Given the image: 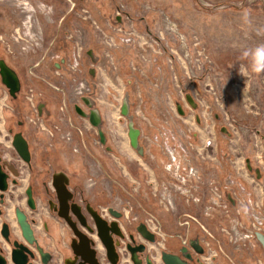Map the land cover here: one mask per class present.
Listing matches in <instances>:
<instances>
[{"label":"rangeland","instance_id":"obj_1","mask_svg":"<svg viewBox=\"0 0 264 264\" xmlns=\"http://www.w3.org/2000/svg\"><path fill=\"white\" fill-rule=\"evenodd\" d=\"M1 20L13 25L0 30V56L43 57L44 76L58 78L64 100L55 106L27 81L28 108L18 112L4 90L0 153L13 158L6 116L17 113L50 146L83 160L85 197L99 196L103 215L113 209L126 227L156 230L155 243L137 228L134 235L155 257L196 240L207 264H264V246L251 236L254 214L264 221V73L251 70L264 45V0H0ZM97 106L106 142L89 121Z\"/></svg>","mask_w":264,"mask_h":264},{"label":"crops","instance_id":"obj_2","mask_svg":"<svg viewBox=\"0 0 264 264\" xmlns=\"http://www.w3.org/2000/svg\"><path fill=\"white\" fill-rule=\"evenodd\" d=\"M11 22L12 21L10 20L8 22L1 20L0 30L10 29L13 25ZM0 58L5 57L1 55ZM9 64L17 71L20 83L24 88V83H27L28 81L31 83L30 85L34 84L35 86H39V88L44 90L46 89V100L50 103L55 104L56 106L57 102H63L64 95L60 87L61 83L58 82V78L54 75L50 76L49 80L44 76L48 73L43 72L44 70L46 71L47 67L43 65L42 58L37 60L35 59L33 62L32 58L29 60L19 58V60ZM4 90L6 91L7 89L3 85V79L0 75V97L3 95ZM21 93L22 92H19L15 96L10 95L9 98L10 102L14 105L15 110L18 112L24 111L28 108V105ZM41 103L45 106L48 105L46 101ZM56 110V107H52L50 111L51 113H54ZM92 111L96 114V118L95 120L89 121L94 126L93 128L100 133L102 140H105L104 142H106L107 137L105 136L102 108L97 106L92 109ZM6 117V119L10 121V123H8L9 131L14 139L19 137L23 138L27 142L30 150L31 162L29 163L28 180L18 186L12 184L10 190L6 193V203L3 206V214L0 215V240L3 241L1 235L2 226L4 222H8L11 224L12 235L19 238L20 241L27 243L23 236L16 214L17 210H23L27 213L29 221L34 220L32 227L34 228L35 238L37 241L36 245L31 246L36 252L34 264H64L65 259L72 257L69 244L75 235L67 222L55 212L51 205L48 204V200L50 198L56 197L55 189L49 183L52 175L56 172H63L68 176L69 186L74 193V201L79 202L81 205L90 203L94 209L100 211L99 203L101 202V198L96 196L97 199L91 200L85 197L84 177L86 175V168L82 166L84 163L83 160L78 158L77 161L79 163L77 164L74 159L69 158L72 157V155L68 152L67 148L58 142H56L54 146H50L44 135L41 132H33L19 117V114L9 112ZM0 125L1 128H3L1 123ZM79 126L80 125L75 126L76 130H78V135L80 136V134L85 133L86 137V132L88 131L82 128V133ZM86 139L90 141L88 135ZM79 142L81 145H85L86 141L83 136H81ZM141 147L143 149V146ZM153 149L156 151L154 156L160 158L162 155H160L161 152L159 148L154 146ZM2 150L4 151V149ZM14 151L13 154L15 153ZM4 155V153H0V156ZM103 158L105 159L106 157L104 156ZM30 189L32 190L35 209L30 208L27 203V192ZM122 217L123 218L120 219V221L122 220L123 222L124 216ZM107 218L112 221L115 220V218L112 219L108 216ZM124 224H122V230L125 234L136 235L135 228H137V226L126 227ZM47 255H49V258L48 262L45 263L43 259ZM139 256L141 257V253ZM127 260L128 261H123V264H134V262L129 260V258H127ZM105 262L107 263V259Z\"/></svg>","mask_w":264,"mask_h":264},{"label":"water","instance_id":"obj_3","mask_svg":"<svg viewBox=\"0 0 264 264\" xmlns=\"http://www.w3.org/2000/svg\"><path fill=\"white\" fill-rule=\"evenodd\" d=\"M0 66L4 83L10 88L11 94L14 95L15 92L19 90V77L3 61L0 62ZM75 108L78 113L84 116L87 115L81 107L76 106ZM95 117V113L92 112V120H94ZM138 133L139 131L137 129H134L131 132V139L134 146L137 144ZM13 145L19 155L24 160L29 161L30 152L27 142L23 138L18 137L14 140ZM11 174L18 176V171L15 166L9 164L7 161H0V204H3L5 201V192L9 190L8 180L11 177ZM68 181V176L64 173L56 175L53 181V186L59 203L57 208L58 215L67 222L76 237L71 241V252L73 257L66 259L65 264H102L98 256V250L95 248V241L84 229H87L90 233L97 234L105 247L106 258L110 264H119L117 246L119 245L120 240H123L126 237V234L123 232L120 222L118 221L122 216L121 212L111 209L110 212L116 220L110 221L108 218H104L97 210L88 206V212L93 218L95 224V227H91L88 224V216L83 211L82 206L77 202L70 201L73 197V193L68 187ZM28 196L29 206L32 209H35L31 190L28 191ZM17 220L27 243H20L19 240L11 243L9 224H3L1 232L4 241H0V264H8L7 258L2 253L3 250H12V261L14 264H33V262H29V258H35L36 256V252L31 247L37 244L34 228L27 220V214L21 210H17ZM137 229L145 239L155 242V235L147 229L144 223L139 224ZM131 238L134 239L133 235H131ZM10 246L12 248H10ZM127 248L131 253V259L134 264H143V259L139 257V252H145V250H147L146 245L144 243L136 245L129 243ZM197 250L201 252L199 248H197ZM48 258L49 255H47L43 261L47 263ZM162 260L164 264H187L179 255L167 251L162 252ZM146 264H155V262L151 257L147 256Z\"/></svg>","mask_w":264,"mask_h":264},{"label":"flooded vegetation","instance_id":"obj_4","mask_svg":"<svg viewBox=\"0 0 264 264\" xmlns=\"http://www.w3.org/2000/svg\"><path fill=\"white\" fill-rule=\"evenodd\" d=\"M18 30H20V29H18ZM2 40V39H1ZM3 41H5V40H3ZM30 42V41H29ZM9 46H10V42H9ZM31 46L32 45H30V44H28L27 45V49H31ZM47 54V53H46ZM61 57L59 56V58H55L56 60H59ZM42 60H43V62L45 61L44 59H43V57H42ZM63 60L64 59H62L61 60V62H59V65L57 66V68H59V69H61L62 68V62H63ZM1 61H3L10 69H12L17 75H18V73H17V71L16 70H14L11 66H10V64L9 63H12V62H10V61H8V60H5V58H0V62ZM0 75H1V77H2V79H3V85L6 87V91L7 92H9V94L10 95H12V96H15V95H17L19 92H21L22 91V89H23V86L21 85V83H20V86H19V90L17 91V92H15V94L13 95V94H11V90H10V88L4 83V78H3V76H2V73H1V66H0ZM19 77V76H18ZM20 81V80H19ZM61 87V86H60ZM61 89H63V87L61 88ZM0 129H2L1 128V125H0ZM10 132V131H9ZM1 140V139H0ZM10 142H11V144H12V146L14 147V145H13V142H14V137L11 135V138L10 139H8ZM1 143V142H0ZM29 149V148H28ZM14 154H13V158H7L6 156H0V161H7L9 164H13L14 166H15V168L17 169V171H18V176H14L13 174H11V177L9 178V180H8V182H9V190H10V187H11V185L13 184V185H15V186H18V185H21L22 184V181L25 179V176H24V170H26V169H28V172H29V163L31 162V155H30V159H29V161H26V160H24L20 155H19V153L16 151V149H15V147H14ZM29 152H30V150H29ZM26 167H28V168H26ZM26 168V169H25ZM60 173H63V172H56V173H54L53 175H52V177H51V181L49 182L50 183V185H52L53 186V181H54V177L56 176V175H58V174H60ZM29 174V173H28ZM28 180V179H27ZM68 180H69V178H68ZM15 181V182H14ZM54 187V186H53ZM68 187H69V189L71 190V188H70V186H69V181H68ZM55 189V188H54ZM8 190V191H9ZM31 190V189H30ZM7 191V192H8ZM72 191V190H71ZM7 192H5V201L3 202V204H0V209H1V213H0V215H2L3 214V206H4V204L6 203V198H7ZM31 192H32V190H31ZM56 192V191H55ZM72 193H73V191H72ZM71 202H76V201H74V193H73V197H72V199L70 200ZM27 203H28V205H29V196H28V192H27ZM77 203H79V202H77ZM48 204L49 205H51L52 207H53V209L55 210V212L56 213H58V206H59V203H58V200H57V195H56V197H54V198H50L49 200H48ZM80 204V203H79ZM81 205V204H80ZM82 206V208H83V211L86 213V215L88 216V224L91 226V227H95V224H94V221H93V218L91 217V215L89 214V212H88V209H87V207L88 206H90L91 208H93L92 206H91V204L90 203H88V204H85V205H81ZM30 207V206H29ZM31 208V207H30ZM94 209V208H93ZM20 210V209H19ZM94 210H96V209H94ZM21 211H23V210H21ZM98 211V210H97ZM24 212V211H23ZM104 218H107L105 215H103L100 211H98ZM26 213V212H25ZM16 214H17V212H16ZM27 214V213H26ZM123 216V215H122ZM115 218V217H114ZM73 219L75 220V218L73 217ZM122 219V218H121ZM27 220H28V215H27ZM116 220V219H115ZM203 221H204V216H203V219H202ZM29 221V220H28ZM34 220H31V221H29L31 224H33L34 222H33ZM110 221H112L111 219H110ZM119 222H120V225H121V227H122V220L120 221V219L118 220ZM5 223H7V224H9V228H10V238H11V243H13L14 241H16V240H19V242L20 243H22V242H24V241H20V239L19 238H16L15 236H13L12 235V228L10 227L11 226V224L10 223H8V222H4V224ZM144 223V222H143ZM200 223V222H199ZM145 225H146V227H147V229L150 231V232H152L154 235H155V238H156V233H154L150 228H149V226L146 224V223H144ZM200 225L202 226V228L206 231V232H208V229H206L205 228V225H204V223L203 222H201L200 223ZM3 227V226H2ZM70 227V226H69ZM138 227V226H137ZM72 230V229H71ZM86 232H88V234H89V236L95 241V248L98 250V256H99V259H100V261L102 262V264H107V263H110L108 260H107V263L105 262V260L107 259L106 258V250H104V254H103V250H102V247H101V245L99 244V242L97 241V239H96V237H98L97 236V234L96 233H90L87 229H84ZM138 230V229H137ZM258 231V233H257V236H259V240L262 242V244H263V246H264V231L261 229V230H257ZM139 232V231H138ZM125 233V232H124ZM140 233V232H139ZM74 234V233H73ZM141 234V233H140ZM259 234V235H258ZM1 235H2V232H1ZM128 234H126V237H125V239L128 237V236H130V238H131V235H133V238L134 239H132L131 238V244L132 245H136V244H140V243H142V242H138L137 241V239L135 238V236H134V234H131V235H128ZM96 236V237H95ZM141 236H142V234H141ZM143 237V236H142ZM2 238H3V236H2ZM74 238H76L75 236H74ZM73 238V239H74ZM99 238V237H98ZM73 239H71V241L73 240ZM157 239V238H156ZM100 240V239H99ZM0 241H2V240H0ZM3 241H4V238H3ZM121 241H122V239L120 240V243H119V245L117 246V251H118V253H119V264H123V261H128L127 260V258H129V260H131L132 261V259H131V253H130V251L128 250V248H127V250H124V251H121V250H119V247H120V245H121ZM146 241H149V240H147L146 239ZM157 240H155V242H156ZM151 242V241H150ZM154 242V243H155ZM102 243V242H101ZM129 244V242L127 243V245ZM145 244V243H144ZM181 244V243H180ZM103 245V244H102ZM146 245V247H147V250H145V252H139V254L141 253V258L143 259V264H146V258H147V256H149V257H151L152 259H153V261L155 262V264H162L163 263V260H162V252L163 251H167V252H170V253H173V254H177V255H179L187 264H207V262H206V259H207V257L209 256V252H208V250H207V248L204 246V244L202 245L201 243H198L196 240H192V241H190L189 243L187 242L186 244H181L177 249H171V250H162V249H160V253H159V251H157V250H154V252H155V254H157V253H159V256H158V258L157 257H155V255L154 254H151V252H150V250H149V246H147V244H145ZM69 247H70V250H71V242H70V244H69ZM196 247V248H195ZM10 248H12L11 246H10ZM105 248V247H104ZM197 248H199L200 250H201V252L199 251V250H197ZM3 255L7 258V260H8V264H14L13 263V261H12V250H3ZM71 254H72V252H71ZM207 256V257H206ZM72 257H73V255H72ZM72 257H70V258H72ZM140 257V256H139ZM35 259H36V256H35V258H29V262H33V264H34V261H35ZM67 259H69V258H67ZM65 261H66V259L64 260V264H65ZM164 264V263H163Z\"/></svg>","mask_w":264,"mask_h":264},{"label":"built area","instance_id":"obj_5","mask_svg":"<svg viewBox=\"0 0 264 264\" xmlns=\"http://www.w3.org/2000/svg\"><path fill=\"white\" fill-rule=\"evenodd\" d=\"M28 18L30 19V16H28ZM27 28V27H26ZM28 30H30L29 28H27ZM172 31H173V29H171ZM129 40L130 39H123V41H127V42H129ZM28 44H30V45H32L31 43H28ZM55 58L57 59V58H59V56H55ZM74 61L76 62V66H79V62H78V51H77V53L75 54V57H74ZM74 80H76V79H78V77L77 78H73ZM82 82V84H81V86L82 87H84L85 89H87L86 91H89V88H88V85H87V83L85 82V81H81ZM79 83L80 82H77V83H75V86H74V95H75V97L76 98H78V97H81V98H83L85 95H84V92H83V90H81V86H79ZM63 91H64V87H63ZM32 93V92H31ZM66 102H64L63 103V105L61 106V110H64V109H66ZM40 124V127L42 128V129H46V126H44L43 125V123H41V122H39ZM170 155L172 156V158H171V160L173 159V161H175V159L177 158L176 156H175V154H174V151H170ZM171 167V168H170ZM172 163H170L169 165H168V170H170V169H172ZM190 170H191V172H190ZM193 170H194V168H192V167H189V173H192L193 172ZM171 171V170H170ZM168 199V204L169 205H175V200L173 199V200H171L169 197H167ZM109 218H112V219H114V217H112V216H108ZM254 219H255V221H256V223H257V225H255V228H256V230H254V231H252V233L253 234H251V236H256L257 235V233H258V231L257 230H261L262 228H263V226L264 225H262V224H264V221H263V219L260 217V216H258V215H256V214H254ZM148 226H149V228L153 231V232H156V230L154 229L153 230V228L149 225V224H147ZM155 228L156 229H160V227H158L157 225H155ZM128 238L129 237H127L126 239H123L122 241H121V245H120V247H119V250H121V251H124V250H127V243H128ZM254 238H257V237H254ZM163 264V263H162Z\"/></svg>","mask_w":264,"mask_h":264},{"label":"clouds","instance_id":"obj_6","mask_svg":"<svg viewBox=\"0 0 264 264\" xmlns=\"http://www.w3.org/2000/svg\"><path fill=\"white\" fill-rule=\"evenodd\" d=\"M245 55H247V53H245ZM251 70L257 74L264 73V45L260 46L258 49V56L253 61Z\"/></svg>","mask_w":264,"mask_h":264}]
</instances>
